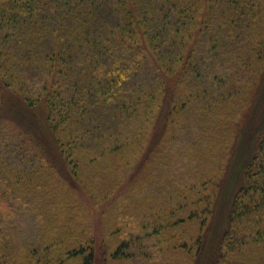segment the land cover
Returning a JSON list of instances; mask_svg holds the SVG:
<instances>
[{"label": "trees", "instance_id": "trees-1", "mask_svg": "<svg viewBox=\"0 0 264 264\" xmlns=\"http://www.w3.org/2000/svg\"><path fill=\"white\" fill-rule=\"evenodd\" d=\"M261 80L264 0H0V239L3 227L16 229L24 250L20 264H70L77 258L94 264L84 227L62 231L67 218L78 219L55 211L53 186L44 183L52 194L45 206L24 196L23 187L38 179L37 163L50 164L68 181L60 155L79 149L94 152L93 160L138 143L147 132L153 145L164 142L170 152L177 145L180 151L187 144L199 148L204 132L183 108H194L199 98L216 108L253 87L251 107L258 105L264 99V88L257 94ZM245 102L238 116L248 108ZM22 107L24 119L13 112ZM22 135L39 155L29 154ZM241 162L230 183L243 170L241 181L227 189L215 230L195 239L193 264H264V128ZM92 193L104 198L110 189ZM150 195L151 188L144 195L133 189L117 206L113 202L112 256L151 264L162 227L185 220L170 210L166 224H158L144 201ZM59 247L64 258L51 257Z\"/></svg>", "mask_w": 264, "mask_h": 264}, {"label": "rangeland", "instance_id": "rangeland-1", "mask_svg": "<svg viewBox=\"0 0 264 264\" xmlns=\"http://www.w3.org/2000/svg\"><path fill=\"white\" fill-rule=\"evenodd\" d=\"M261 81L258 96L264 88V80ZM254 92L253 87L251 92L245 91L240 98L233 96L227 101H222V104L216 108H214L215 103H208L207 100L202 103L200 98L197 99L194 108L190 104L189 108L187 106L183 108L182 112L186 111L187 117L192 116L195 119L193 121L202 128L204 132L203 135L201 133L202 138L204 139L205 136L204 140L211 143L197 140L199 148L187 144L180 151V145H177L174 146V151L170 152L164 142L153 145L150 140L151 134L147 132L145 137L140 136L138 143L128 145L116 152L97 154L96 159L93 160H90L89 156L94 152L90 153L85 149H79L72 155L59 154L62 160L64 159L62 167L64 166L66 172L70 173L67 175L68 177L70 175L69 178L66 176L68 181L63 180L50 164L44 161L38 162L39 171L33 175H36L35 177L40 181L33 179L32 183L35 184L27 183L30 185L23 187L26 188L24 196L26 198L36 196L38 205L45 206L43 201L50 199L52 194H46L48 187L44 183L53 186L52 188L57 192L53 200L57 207L55 211H67L69 214L72 212L76 215L78 223L82 222L77 226V221L76 225L74 220L67 218L62 231L66 232L67 228L71 230L74 227H78L77 231H79L81 226L84 227L86 237L92 238L93 241L96 254L94 264H131L127 259L112 256L116 240L109 232V224L115 215V205L117 206V201L123 194H129L136 189L139 195H144L146 189L151 188L153 195L148 196L144 201L152 209L154 215L152 219L157 217L158 224L162 222L165 225L164 214L170 210H173L174 215L185 218L183 222L175 223L173 226L162 227L158 234L159 241L153 247L154 252L157 253L151 264H193L195 239L200 235L203 237L204 234L205 239L206 236L212 235L209 230H215L212 228L215 217L221 216L222 210L224 212L228 203L227 189L235 181V183L241 181L243 170L239 173V180L236 173L233 183H230L232 174L236 168L240 171L239 167L243 163L241 161L252 149L258 130L264 128V99L260 100L258 105L255 102L251 107L250 97ZM242 98L247 101L245 108L247 105L248 108L238 116ZM7 99L10 107L16 108L15 106L19 104L11 95H8ZM22 110L25 111L23 107L21 111L13 110V112L17 111V114L15 113L17 118L18 116L21 119L26 118ZM21 139L30 155H39L40 151L32 141L23 135ZM51 144L54 149L52 141ZM55 149H57L56 145ZM176 165L179 166L177 172L174 169ZM108 189L110 194L105 195L104 198L95 197L92 193V190L106 192ZM160 195L163 197L159 200ZM70 205L74 210H70ZM46 206L52 209L50 204ZM188 212L192 214L190 220L186 217ZM55 217L59 223L60 214ZM148 220L150 218L145 221ZM184 242L187 244L186 247L180 248ZM22 244L21 236H18L16 229L2 228L0 256H3L2 260L5 264H20L21 254L24 251ZM176 247L178 249H175ZM60 252L59 247L51 253V257L59 256L58 259H63L64 253L57 255ZM79 263L78 258L70 261V264Z\"/></svg>", "mask_w": 264, "mask_h": 264}]
</instances>
